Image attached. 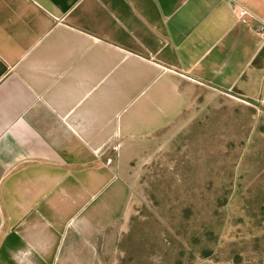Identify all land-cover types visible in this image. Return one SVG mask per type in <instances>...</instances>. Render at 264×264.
Returning <instances> with one entry per match:
<instances>
[{
    "label": "crops",
    "instance_id": "0c3cea01",
    "mask_svg": "<svg viewBox=\"0 0 264 264\" xmlns=\"http://www.w3.org/2000/svg\"><path fill=\"white\" fill-rule=\"evenodd\" d=\"M262 24L264 0H0V264H105L80 182L176 121L182 78L264 106Z\"/></svg>",
    "mask_w": 264,
    "mask_h": 264
},
{
    "label": "rangeland",
    "instance_id": "374dc122",
    "mask_svg": "<svg viewBox=\"0 0 264 264\" xmlns=\"http://www.w3.org/2000/svg\"><path fill=\"white\" fill-rule=\"evenodd\" d=\"M182 81L174 123L128 134L123 165L80 182L82 215L112 225L105 264H263L264 106Z\"/></svg>",
    "mask_w": 264,
    "mask_h": 264
},
{
    "label": "built area",
    "instance_id": "2783aa9c",
    "mask_svg": "<svg viewBox=\"0 0 264 264\" xmlns=\"http://www.w3.org/2000/svg\"><path fill=\"white\" fill-rule=\"evenodd\" d=\"M238 16L242 22H246L249 18L252 17V14L249 11H247L246 9L242 8L239 10ZM259 32L261 34H264V24L260 25Z\"/></svg>",
    "mask_w": 264,
    "mask_h": 264
}]
</instances>
